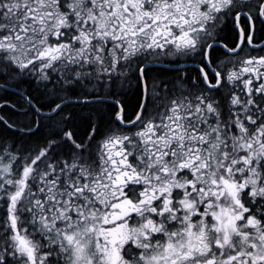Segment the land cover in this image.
Returning <instances> with one entry per match:
<instances>
[{
    "label": "snow or ice",
    "instance_id": "6c2138e0",
    "mask_svg": "<svg viewBox=\"0 0 264 264\" xmlns=\"http://www.w3.org/2000/svg\"><path fill=\"white\" fill-rule=\"evenodd\" d=\"M0 264H264V0H0Z\"/></svg>",
    "mask_w": 264,
    "mask_h": 264
}]
</instances>
